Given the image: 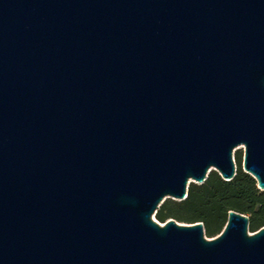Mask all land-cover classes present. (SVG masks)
<instances>
[{"label": "water", "instance_id": "95a60500", "mask_svg": "<svg viewBox=\"0 0 264 264\" xmlns=\"http://www.w3.org/2000/svg\"><path fill=\"white\" fill-rule=\"evenodd\" d=\"M238 145L264 190V0H0V264H264L153 217Z\"/></svg>", "mask_w": 264, "mask_h": 264}, {"label": "trees", "instance_id": "16d2710c", "mask_svg": "<svg viewBox=\"0 0 264 264\" xmlns=\"http://www.w3.org/2000/svg\"><path fill=\"white\" fill-rule=\"evenodd\" d=\"M230 210L247 214L251 231L264 226V190L241 166L229 181L212 170L204 183L190 184L186 199H167L155 216L162 223L170 218L188 223L204 222L207 234L212 237L223 230Z\"/></svg>", "mask_w": 264, "mask_h": 264}, {"label": "rangeland", "instance_id": "374dc122", "mask_svg": "<svg viewBox=\"0 0 264 264\" xmlns=\"http://www.w3.org/2000/svg\"><path fill=\"white\" fill-rule=\"evenodd\" d=\"M243 147H241V145H238L237 147L234 148L233 150V158L235 160V163H236V166H237V171L239 169V167L241 166L242 169H243V161H244V153H245V146L242 145ZM244 170V169H243ZM198 184V183H197ZM169 199V198H167ZM166 199V200H167ZM173 199V198H172ZM165 200V201H166ZM153 217H156L155 214H153ZM205 235L207 237H210L207 232H206V229H205Z\"/></svg>", "mask_w": 264, "mask_h": 264}, {"label": "bare ground", "instance_id": "6f19581e", "mask_svg": "<svg viewBox=\"0 0 264 264\" xmlns=\"http://www.w3.org/2000/svg\"><path fill=\"white\" fill-rule=\"evenodd\" d=\"M241 147H243V146L241 145Z\"/></svg>", "mask_w": 264, "mask_h": 264}]
</instances>
